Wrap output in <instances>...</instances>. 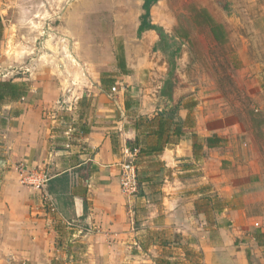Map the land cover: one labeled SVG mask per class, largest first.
<instances>
[{
	"label": "crops",
	"instance_id": "0c3cea01",
	"mask_svg": "<svg viewBox=\"0 0 264 264\" xmlns=\"http://www.w3.org/2000/svg\"><path fill=\"white\" fill-rule=\"evenodd\" d=\"M77 66L0 79L26 86L0 99V264H264V73L250 86L247 74L227 112L173 92L145 114ZM179 101L181 131L135 129ZM135 140L151 154L136 157L139 190L127 197L119 163ZM22 167L45 170L55 214L21 184Z\"/></svg>",
	"mask_w": 264,
	"mask_h": 264
},
{
	"label": "rangeland",
	"instance_id": "374dc122",
	"mask_svg": "<svg viewBox=\"0 0 264 264\" xmlns=\"http://www.w3.org/2000/svg\"><path fill=\"white\" fill-rule=\"evenodd\" d=\"M141 4L0 0V79L20 76L26 68L53 76L78 65L89 69L85 78L102 79L109 90L115 88L111 93L127 98L132 111L145 114L163 107L158 95L172 60L176 98L224 103V112L242 97L247 80L250 86L262 79L264 0H159L150 21L162 28L164 42L153 31L137 36ZM120 57L125 80L114 78Z\"/></svg>",
	"mask_w": 264,
	"mask_h": 264
},
{
	"label": "trees",
	"instance_id": "16d2710c",
	"mask_svg": "<svg viewBox=\"0 0 264 264\" xmlns=\"http://www.w3.org/2000/svg\"><path fill=\"white\" fill-rule=\"evenodd\" d=\"M159 0H143L142 5H141V9L143 10V14L139 16V24L138 27L136 29V34L137 36H140L141 34H143L146 31H153L157 34V36L160 39V42H164L165 41V34L162 30L161 27L152 24L150 21V8L155 5ZM212 24V23H211ZM218 28V27H217ZM214 38L216 37L215 34ZM217 39V38H215ZM179 52V49L176 48L175 51L171 54L172 57L177 56ZM117 67L118 69L121 71V73L123 74H127L126 70H125V61L122 57H120L117 60ZM175 70V63L174 60L169 62V72H168V77L167 79L164 81L160 92H159V97L160 98H165L168 101H172V95H173V91L175 88V83H174V79H173V73ZM25 84L24 83H10V82H0V99L2 98L3 95H8L10 97H14V96H19L21 95V93L25 90ZM23 94V93H22ZM180 102L179 101L176 105H173L172 107L167 108L166 110H161L160 112H158L153 118H145V117H139L136 122H135V129L139 130L140 128L142 129H147L149 127L155 126L157 131H165L166 127L169 126L170 127V131H181V127L183 126V122H179L177 120H175L176 118V113L178 111V109L180 108ZM194 108V103L191 105L190 102L188 103L187 109L189 112H191ZM190 115L187 116V118ZM188 127L191 126V122L190 119L187 122ZM161 135V132L159 133V136ZM216 140V142H215ZM138 140H135L134 143H130L128 145V148L130 150L133 149H137L138 153L136 155V157L140 154H151L150 151H143L142 148L140 146H138L137 144ZM204 143L207 147H211L213 145H216L218 143V139L214 138V137H210V138H206L204 140ZM154 148L153 151L154 152H159L158 149ZM135 157V160H136ZM64 178V177H63ZM137 185H138V190H139V182L137 180ZM137 190V193H138ZM48 192H50V190L48 189ZM63 226L60 225H56L55 230L60 231L61 228ZM53 264H63L62 262H55Z\"/></svg>",
	"mask_w": 264,
	"mask_h": 264
},
{
	"label": "built area",
	"instance_id": "2783aa9c",
	"mask_svg": "<svg viewBox=\"0 0 264 264\" xmlns=\"http://www.w3.org/2000/svg\"><path fill=\"white\" fill-rule=\"evenodd\" d=\"M115 92V88H111ZM76 133L72 125H67L65 130L66 141L63 144V149L68 151L71 148V139ZM138 150L135 148L130 150L128 147L123 152V160L119 163V185L121 193L127 197H134L137 194V172L135 165V157ZM20 182L23 186L29 188L32 193L38 196L41 208L51 216L55 214L56 208L47 195L46 187L48 183V176L42 168H26L22 167L19 171Z\"/></svg>",
	"mask_w": 264,
	"mask_h": 264
}]
</instances>
